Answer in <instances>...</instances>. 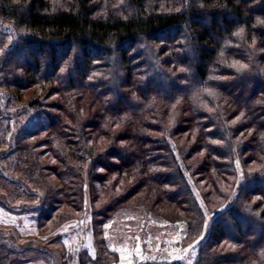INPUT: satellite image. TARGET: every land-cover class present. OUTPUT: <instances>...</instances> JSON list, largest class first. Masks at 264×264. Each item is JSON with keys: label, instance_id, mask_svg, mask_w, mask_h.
<instances>
[{"label": "rangeland", "instance_id": "1", "mask_svg": "<svg viewBox=\"0 0 264 264\" xmlns=\"http://www.w3.org/2000/svg\"><path fill=\"white\" fill-rule=\"evenodd\" d=\"M49 1L52 10H60L65 9L72 0ZM245 3L257 6L254 11L259 20L260 11L264 12V8L260 9L263 1L248 0ZM119 4L126 6L125 0H104L102 14H108L110 8L118 10ZM237 5L245 9L242 3ZM219 31L220 26L214 33L215 37ZM22 32L14 22L0 16V109L2 114L11 118L4 120V129L8 135L6 141L0 144V264H226L224 262L229 261L230 251L236 252L246 248L240 245L242 239L240 240L237 234L231 237L239 243L238 245L224 241L217 243L212 240L211 234L217 215L241 203L237 199L243 192L244 176L255 171L264 162V147L257 149L253 138L257 131L252 126L233 135L230 133V143L245 142L247 148H253L254 151L248 152L246 157H237L233 163L232 176L220 175L216 165L207 173V165H203V159L208 157L212 161L213 158L206 148L200 149L198 146L202 141L201 132L196 121H192L193 114L189 110L193 103L198 107L201 105L208 112L220 114L221 111L223 122L229 126H238L245 122L244 111L229 102L218 101L219 98L216 105L195 104L192 94L190 97L188 94L175 96V101L170 104L156 97H150L149 102L145 103L141 99L138 100L132 88H124L123 93L138 104L144 107L157 105L160 108L158 116L149 115L147 107L145 108L148 124L142 128V132L148 140L145 141L144 150L152 153L151 150L157 149L154 148L157 146L154 144L155 137L160 133L165 135L186 177L191 201L193 200V210L188 212L177 204H169L164 200L160 203L151 201V198L145 199L147 187L144 183L125 193L135 182L132 180L133 175L128 174L131 170L128 171L124 166L132 159L120 154V149L134 146L133 135L136 134V129L129 127L128 121H135L136 113L134 116L133 112H129L108 127L109 123L104 119L105 114L100 111L101 102H93L92 105L91 97L82 95V91L64 90V86L56 79L55 83H42L38 80L25 83L24 80H17L16 75L24 77L25 74L20 69L19 56L9 63L6 60L9 53L19 44ZM257 44V39L250 43L254 49L258 48ZM153 46L146 45L140 50L148 57L141 59L140 63L148 60L150 56L155 59L151 60L157 68L166 70L177 79L187 72L183 67H163V62L171 56L170 51L164 53L165 50L161 46ZM257 51L264 55V49ZM186 59L190 60V55L187 54ZM244 59L248 60L247 57ZM108 63L110 66V62ZM260 66L264 71V62L260 63ZM233 67L240 71L247 69L244 62L238 61ZM225 72L227 73H217L220 76L230 74L228 77L234 79L231 76L233 73ZM72 73L75 75V68ZM134 73L136 77L138 72ZM187 73L191 74V71ZM8 79L15 82L7 86L8 82L5 80ZM152 80V87L159 86L164 93L170 89L167 82L164 83L155 77ZM184 84L188 86V82ZM202 89L205 90V87L195 88ZM110 90L114 93L112 87ZM177 90L173 89V93ZM247 90V96L253 103H263L264 95L258 94L261 90L252 89L251 86ZM207 92L212 97L216 95L213 90ZM228 92L232 95L236 93L232 88ZM11 95L15 96L11 98ZM68 97H72L74 108L66 103ZM123 103L122 101L121 104ZM76 107L80 109L77 110ZM68 111L74 116L68 115ZM100 114L104 116L102 119L96 117ZM257 116L264 120V110L258 111ZM54 122L59 125L61 123L59 131L64 133V140L54 135L51 137L48 130L47 133L43 131L38 132V135L32 134L19 147L17 136L21 133V128L34 125L36 128V124H40L48 129ZM94 124L101 126L98 128ZM78 130L79 133L80 130L82 132L78 134ZM78 136L82 140H78ZM235 146L232 151L238 152ZM80 148L83 149L82 154L87 153L86 150L90 152L91 158L86 159L84 163L76 158H81V155L75 152ZM55 149L62 151V154H70V165L78 169L83 165L80 197L71 192L70 184L62 177L67 169L55 155ZM71 152H75L76 156ZM103 154H106V158L100 160V165L98 163L94 166V159ZM254 156L256 164L250 161V157ZM158 160L157 158L152 161ZM128 184L130 186L127 187ZM257 193L262 195L263 191L259 189ZM115 194L127 199L108 211L106 206ZM250 201L246 205L250 207L251 214L264 218V198L258 195L250 196ZM223 219H226L227 224L237 223L232 216L225 215ZM242 223L248 227L245 222ZM244 225L245 240H255L252 237L254 232L250 227L246 229ZM261 240L264 241V236ZM211 259L213 262L210 263ZM255 259H252V264H264L262 260Z\"/></svg>", "mask_w": 264, "mask_h": 264}, {"label": "trees", "instance_id": "2", "mask_svg": "<svg viewBox=\"0 0 264 264\" xmlns=\"http://www.w3.org/2000/svg\"><path fill=\"white\" fill-rule=\"evenodd\" d=\"M246 1L125 0V7L119 4L118 10L114 11L110 8L108 14H102L104 0H72L65 9L60 10H52L49 0H0V16L14 22L15 26L23 31L19 44L9 53L6 62L9 63L14 57L19 56L21 60L19 66L25 74L24 77L16 75L17 80H24L25 83L36 80L42 83L49 81L55 83L56 79L64 86V90L78 89L82 91V95H89L92 105L93 102L95 104L101 102L100 111L105 114L104 119L109 123L108 127L129 112H133L134 116L136 113V120L128 121V126L136 129L134 131L136 134L133 135L134 146L120 149V154L132 159L124 166L128 171L131 170L128 174L133 175L132 180L135 182L131 187H128L130 184L127 185L125 193L132 187L144 183L147 187L145 199L151 198V201L156 200L160 203L162 200L169 204L175 203L181 209L190 212L193 210V200L191 201L189 186L165 135L160 133L155 137L154 144L157 146L154 148L157 149L152 148L154 149L151 150L152 153L144 150L145 141L148 140L142 132V128L148 124L145 108L147 107L148 114L153 116H158L160 108L157 105L144 107L138 104L133 98L127 97L123 89L132 88L138 100L141 99L145 103L149 102L150 97H156L170 104L175 101V96L188 94L190 97L189 95L192 94L195 104L216 105L219 98L218 101L229 102L244 111L245 122L238 126H229L223 122L221 111L220 114L208 112L201 105L198 107L193 103L189 110L193 114L192 121L194 123L196 121L201 132L202 141L198 146L201 147L200 149L206 148L213 158L212 161L208 157L203 159V165H207L206 172H210L211 167L216 165L220 175L232 176L233 163L237 157H246L248 152L251 153L254 149L247 148L245 142L230 143L228 136L230 133L233 135L239 130L242 131L244 128L247 130L252 126L257 131L253 135L257 149L264 147V120L257 116L258 111L264 110V101L256 105L247 96L249 91L247 89L250 86L257 91L261 90L258 94L264 95V71L260 66V63L264 62V55L257 53V50L264 49V12L260 11L258 20L254 11L257 6L245 3ZM262 1L264 3V0ZM237 3H242L245 9ZM262 8L264 4L260 7ZM219 26L221 31L215 37L214 33ZM254 39L258 40V48L255 49L250 45ZM153 44L161 46L165 50L164 53L170 51L171 56L163 62V67L172 65L176 68L183 67L187 72L190 70L191 74L186 72L177 79L166 70L157 68L151 60L155 59L150 56L148 60L140 63L141 59L148 58L145 52L140 50L146 45L154 47ZM177 45L181 47H176ZM166 46L170 48L167 49ZM187 54L190 55V60L186 59ZM116 57H118L117 61ZM243 57H247L248 60ZM107 61L110 62V66ZM237 61L244 62L247 69L240 71L234 68L233 65ZM74 68L75 75L72 73ZM134 71L138 72L136 77ZM218 71L223 72L222 74L227 73L225 71L233 73L231 76L234 79L228 77L230 74L220 76ZM154 77L164 83L167 82L170 88L167 93L162 92L159 86L152 87ZM5 81L8 82L7 86L15 82L9 79ZM184 82H188V86ZM0 87H2L1 79ZM111 87L114 93L111 92ZM196 87H205V90H195ZM231 88L236 92L233 95L228 92ZM173 89L178 90L173 93ZM207 90H213L216 93L215 97L208 94ZM12 96L15 95H11V98ZM65 101L68 106L74 108L72 97L66 98ZM68 115L71 116L72 113L68 111ZM104 116L100 114L96 117L102 119ZM7 119L10 120V116L2 114L0 109V144L7 139L8 132L4 129V120ZM36 125V128L34 125L20 129L21 133L17 136L19 147L32 134L38 135V132L47 133L50 130L51 137L58 136L60 140L65 137L64 133L59 131L61 123L59 125L58 122H54L48 129L40 124ZM100 126L96 125L98 128ZM80 133L78 130V134ZM175 134H177L176 130ZM78 140L82 138L78 136ZM234 145L237 146L235 148L238 152L232 151ZM27 149L30 150L29 147ZM54 152L67 169L62 177H65L66 182L70 184L71 192L80 197L83 165L78 169L70 165V154H62L59 149H55ZM75 152L81 155V158L77 157ZM75 152H71L72 155L83 163L91 158L88 150L85 151L87 153L84 152L85 154H82L81 148L76 149ZM104 156L106 154L94 159L93 165L106 158ZM150 157L152 160L157 158L159 160L155 162L150 160ZM255 159V156L250 157V161L256 164ZM244 177L243 192L237 199L241 205L236 206L234 203V206L217 215V218H222H216L213 223L215 226L212 229V240L217 243L224 241L238 245L239 243L231 237L237 234L240 240L242 239L240 245L246 246L236 252L230 251L229 261L224 262L226 264H252V259L255 258L264 262V241L261 240L264 236V218L251 214L250 207L246 205L248 201L251 202L250 196L258 195L264 198V162ZM259 189L263 191L262 195L257 193ZM124 199L127 198L115 194L106 206L108 211L113 210L121 201L125 202ZM244 202L245 204L242 205ZM225 215L232 216L237 223L227 224L226 219H223ZM242 222L254 232L252 237L255 240H245L246 232L243 230ZM248 227L245 226L246 229ZM260 241L262 243H259ZM211 262L213 259L210 260Z\"/></svg>", "mask_w": 264, "mask_h": 264}, {"label": "snow or ice", "instance_id": "3", "mask_svg": "<svg viewBox=\"0 0 264 264\" xmlns=\"http://www.w3.org/2000/svg\"><path fill=\"white\" fill-rule=\"evenodd\" d=\"M105 227H107V225H105Z\"/></svg>", "mask_w": 264, "mask_h": 264}]
</instances>
